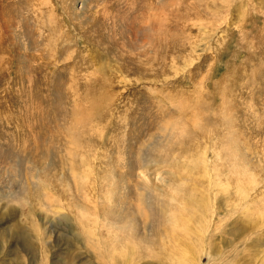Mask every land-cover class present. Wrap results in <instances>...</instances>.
<instances>
[{
	"label": "rangeland",
	"instance_id": "obj_1",
	"mask_svg": "<svg viewBox=\"0 0 264 264\" xmlns=\"http://www.w3.org/2000/svg\"><path fill=\"white\" fill-rule=\"evenodd\" d=\"M96 95L105 117L78 121ZM185 173L210 204L175 244L139 200ZM0 264H264V0H0Z\"/></svg>",
	"mask_w": 264,
	"mask_h": 264
},
{
	"label": "bare ground",
	"instance_id": "obj_2",
	"mask_svg": "<svg viewBox=\"0 0 264 264\" xmlns=\"http://www.w3.org/2000/svg\"><path fill=\"white\" fill-rule=\"evenodd\" d=\"M231 1V0H230ZM214 5V4H213ZM212 5V6H213ZM195 24V23H194ZM88 94L90 95V92H88ZM216 94V93H215ZM97 96V95H96ZM89 99V97H88ZM101 97L97 96V97H94L93 98V101L90 103V107L88 110L86 111H79L80 113V117L78 119V121H85L87 119V124L93 122L92 119H96V118H101V117H105L103 111H101V114H96L95 113H91L92 109L94 108H98V104L102 101ZM101 104V103H100ZM177 107V106H176ZM234 108V106H233ZM63 110V109H62ZM62 110L60 112H62ZM233 111V110H232ZM228 112V111H227ZM234 112V111H233ZM231 112V113H233ZM65 111L62 112V114H64ZM215 114V113H214ZM229 114L230 113H227L228 115V118H229ZM234 115V114H232ZM224 117V116H223ZM246 119H249V118H246ZM231 119L229 118V121ZM261 120V119H260ZM227 122V118L226 116L223 118V125ZM99 125V124H98ZM186 127L188 126H184L183 127V131H185ZM203 127H205L204 125L201 124V121L199 123H195L194 127L193 128H189V138H192L193 136H196L198 135V133L200 132H205L207 130L204 129ZM41 128V127H40ZM89 128L87 127V130ZM101 125L100 126H96V128L94 129V134L95 132H100L101 131ZM214 129V128H213ZM211 129V133H212V130ZM224 129V128H223ZM179 130V129H178ZM91 131V130H90ZM89 131V132H90ZM235 131V129H234ZM223 132V130H222ZM238 134L240 133V130L238 129L237 130ZM260 132V131H259ZM171 133V132H169ZM177 133V132H176ZM188 133V132H186ZM232 133L235 135V133L232 131ZM262 133V131H261ZM40 134V133H39ZM91 134V135H90ZM89 135L90 136H93L92 135V132L90 133ZM241 134V133H240ZM258 134V133H257ZM75 137H77L76 135V132L73 134ZM88 135V134H87ZM183 135V134H182ZM203 135V134H201ZM237 135V134H236ZM260 137H262V135L258 134ZM89 136V137H90ZM225 134H223L220 138V140L222 139V146H223V149L218 147V151H219V154L220 152H223L225 151V149L228 148V144H232L231 142H228V143H223V140L225 138ZM258 136V137H259ZM181 135L180 134H175L174 138H176V140H180L181 139ZM239 141H240V138H239V135H237ZM94 138V137H93ZM95 138H98V136H95ZM214 140V139H213ZM118 141V140H117ZM189 141V140H188ZM230 141V140H229ZM232 141V140H231ZM115 142V141H114ZM241 142V141H240ZM77 144V143H76ZM78 145V144H77ZM90 145V144H89ZM218 145V144H217ZM258 146V145H257ZM260 147V146H259ZM179 148L181 150H183V152H181L183 155H185L187 152L185 151L187 149V147L185 146H182L180 145ZM43 150V149H42ZM214 150V149H213ZM128 151V150H127ZM214 152V151H213ZM216 152V151H215ZM228 155V154H227ZM227 161L230 160V158L232 159V162L229 161V171L231 174H233L235 171L236 168H238V163L236 164L237 161H234L233 158H234V155L233 153H230V156L227 157ZM169 159V164L171 166L173 165H178L179 164V160L176 158V157H173V155L168 154L167 157H163L162 159H160L161 161H167ZM183 160H186V159H183ZM136 162V161H135ZM207 162H208V159L205 158V155H197L195 158H192L191 161L189 158H187L186 160V163H184L186 166H189V163H190V166H189V169H191V171L194 173V177L195 175L197 177H200V178H197V179H200L197 182H195L194 180V183H197L196 185L198 187H202L203 190L205 191L204 193L208 194L209 193V190L210 188L214 187V185L216 184V180H218L219 182L221 181L220 179L222 178V175H221V172L220 170L218 169H214V172H209L208 170V165H207ZM228 164V163H227ZM202 166V167H201ZM228 167V166H227ZM184 170H187L184 169ZM198 170V171H197ZM141 170H139V173H142ZM188 171V170H187ZM240 173V172H239ZM211 175V177H210ZM176 176V175H175ZM187 176V177H186ZM188 177H190V175L188 173H185V175H181V176H178L179 178V182H177L175 184L176 187L173 188V191L170 192V193H166V191H163V192H160L157 188H155L156 190L154 191V193H152V189L150 187H147L145 189V193L144 195L142 196V200H139V204H142V201L144 204H148V202L150 200L152 201H157L158 204H160L159 202V199H161L163 201V203H166L167 207H168V211H167V222L164 224L163 226V229L168 237V240L169 242H173L177 239L176 237V233L174 232H178L183 229H186L184 231V236L185 235H200L198 229H202L205 227V225L203 224V221L202 219L199 218V214L201 213H205L201 207V204H207L210 202L208 201H205L207 199H203L202 201H200L198 198H197V194L196 192H198L197 188L193 186V184L191 185V187H193L192 189H190L188 186V190H187V187L184 188V191L187 190L186 192H183V190H178V189H183L182 187L186 186L187 182H189V179ZM193 177V176H192ZM227 177V176H226ZM253 178V177H252ZM111 179V178H110ZM141 181V180H140ZM174 181V180H173ZM213 181L215 182V184L213 185ZM237 181V180H236ZM206 182V183H205ZM251 186L255 185L256 182H255V177L253 178V180H251ZM173 183V182H172ZM171 183V184H172ZM186 184V185H185ZM239 184V183H238ZM109 185V184H108ZM205 185V186H204ZM238 187V186H237ZM113 188V187H112ZM172 188V187H171ZM170 188V189H171ZM115 189V188H114ZM113 189V191H114ZM169 189V188H168ZM220 189V188H219ZM216 190V189H215ZM117 191V190H116ZM182 191V192H181ZM201 191V190H200ZM129 191H127V188L123 189L122 191V194L126 196V194H128ZM165 192V193H164ZM216 192V191H215ZM114 193V192H113ZM118 193V192H117ZM117 193L115 192L114 195L118 196ZM201 193V192H200ZM199 193V194H200ZM243 193V192H242ZM203 195V194H202ZM200 195V196H202ZM129 196V195H127ZM238 196V195H237ZM121 197V200L122 199V196H119ZM199 197V196H198ZM204 197V195H203ZM86 198V197H85ZM118 198V197H117ZM124 198V197H123ZM210 198V197H209ZM89 200V198H86ZM119 199V201H121ZM87 201V200H85ZM125 201V200H124ZM128 202V201H127ZM126 204V202H123ZM122 203V204H123ZM119 204V203H118ZM208 205V204H207ZM257 205V204H256ZM125 206V205H124ZM75 207H76V210H77V214H78V217L79 219L82 221V222H85V221H88L90 222V225L91 227H94L95 223L98 222V215L96 214L95 217H93L91 214V212L86 208L84 207L80 202H75ZM123 207V206H122ZM258 207V206H257ZM111 208V207H110ZM116 209V208H114ZM134 209V206L133 204H130V202H128V204L123 207V214L121 215V211L120 212H116V214L114 212H111L113 215L117 216V217H114L116 218V220L118 221H121L127 214L128 211L130 210H133ZM250 209V207H249ZM249 209H246V213L247 215L250 214L251 211H249ZM255 209V206L252 207L250 210H254ZM161 211V215H162V218H163V214H164V211H163V208L160 209ZM254 213V212H253ZM184 215L185 218H182V216ZM104 218V217H103ZM113 219V218H112ZM180 221V223H179ZM196 221V222H195ZM195 224H191V223H194ZM206 222V220H205ZM107 223V222H106ZM110 224H112L111 222H109ZM114 224V223H113ZM112 224V225H113ZM107 226V224H106ZM89 229V233L92 235V231H93V228H88ZM181 229V230H179ZM205 229V228H204ZM178 230V231H177ZM182 233H179V235H181ZM180 238V237H179ZM178 240V239H177ZM180 240V239H179ZM182 241V240H181ZM175 244L176 241L174 242ZM179 244V242H178Z\"/></svg>",
	"mask_w": 264,
	"mask_h": 264
}]
</instances>
